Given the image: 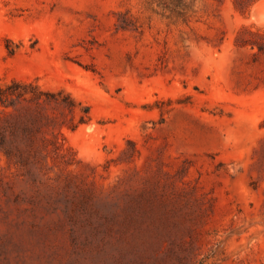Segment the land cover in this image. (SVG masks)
Returning a JSON list of instances; mask_svg holds the SVG:
<instances>
[{"label": "rangeland", "instance_id": "1", "mask_svg": "<svg viewBox=\"0 0 264 264\" xmlns=\"http://www.w3.org/2000/svg\"><path fill=\"white\" fill-rule=\"evenodd\" d=\"M260 1L0 0V84L76 102L0 152V264H264Z\"/></svg>", "mask_w": 264, "mask_h": 264}, {"label": "trees", "instance_id": "2", "mask_svg": "<svg viewBox=\"0 0 264 264\" xmlns=\"http://www.w3.org/2000/svg\"><path fill=\"white\" fill-rule=\"evenodd\" d=\"M238 10H242L237 7ZM236 46L250 48L259 54H264V29L244 26L236 38ZM0 103L4 108L0 117V152L9 160L23 164L22 160L28 153H43L64 155L71 148L66 146L62 132L64 126L55 117L46 114L42 108L55 104L69 111L74 110L75 100L64 91L49 92L43 90L36 82L13 80L11 83L0 84ZM50 124L59 127V133L47 136ZM37 132H43L40 143L36 138ZM23 135L26 140L25 148L17 144L16 138Z\"/></svg>", "mask_w": 264, "mask_h": 264}, {"label": "bare ground", "instance_id": "3", "mask_svg": "<svg viewBox=\"0 0 264 264\" xmlns=\"http://www.w3.org/2000/svg\"><path fill=\"white\" fill-rule=\"evenodd\" d=\"M264 6V0H262V1H260L259 3H257V5H256V8H258V9H260V8H262ZM257 10V9H256ZM257 12V11H256ZM260 20V19H259ZM258 20V21H259ZM259 22H262L261 20L259 21ZM264 23V22H263ZM261 24V25H264V24Z\"/></svg>", "mask_w": 264, "mask_h": 264}]
</instances>
